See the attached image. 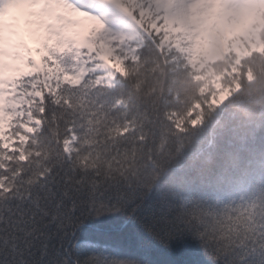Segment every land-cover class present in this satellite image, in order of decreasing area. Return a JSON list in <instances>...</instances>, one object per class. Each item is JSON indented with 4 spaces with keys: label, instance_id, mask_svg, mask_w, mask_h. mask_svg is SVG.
<instances>
[{
    "label": "snow or ice",
    "instance_id": "1",
    "mask_svg": "<svg viewBox=\"0 0 264 264\" xmlns=\"http://www.w3.org/2000/svg\"><path fill=\"white\" fill-rule=\"evenodd\" d=\"M132 16L115 0H0V264H152L144 241L183 238L209 264H264V197L234 229L220 212L235 202L211 207L213 193L245 186L232 158L252 147L246 133L195 150L162 142L159 109L136 119L118 74L102 87V45L127 67L125 51L142 60L159 43ZM256 138L264 148V128Z\"/></svg>",
    "mask_w": 264,
    "mask_h": 264
},
{
    "label": "trees",
    "instance_id": "2",
    "mask_svg": "<svg viewBox=\"0 0 264 264\" xmlns=\"http://www.w3.org/2000/svg\"><path fill=\"white\" fill-rule=\"evenodd\" d=\"M144 31L152 35L145 26ZM261 39L264 43V28ZM159 45L160 40L156 49H149L142 60L128 59L131 64L124 66V74H119V82L124 85V105L140 120L154 116L159 109L161 141L174 137L189 150L199 148L204 140H211L230 128L246 133L252 147L243 156L232 158L245 186L216 192L210 197L211 207L215 209L235 202V207L221 210L224 221L221 227H244L254 213L256 202L264 197V148L256 138L264 128V50L242 61L236 77L240 90L220 109H213L211 93L205 92V84L195 78L182 55L167 54ZM215 67L219 72L228 68L227 65ZM197 116L202 117L201 125H193ZM162 194L163 189L157 195ZM144 247L151 255L152 264H209L203 250L191 238L178 239L166 247L146 240Z\"/></svg>",
    "mask_w": 264,
    "mask_h": 264
},
{
    "label": "rangeland",
    "instance_id": "3",
    "mask_svg": "<svg viewBox=\"0 0 264 264\" xmlns=\"http://www.w3.org/2000/svg\"><path fill=\"white\" fill-rule=\"evenodd\" d=\"M115 2L133 20L132 13L139 12L140 19L136 24L143 30L145 26L150 33L155 30L156 36L160 37V49L167 54L182 55L195 78L205 84V92L211 93L213 109H220L240 90L236 77L242 61L264 50L261 39L264 0H244L238 6L226 0H149L148 8L143 7L144 0ZM161 9L165 12L164 23L157 28L152 18ZM172 9H178L179 13L170 15ZM111 23L117 28L124 26L116 14ZM116 39L124 45L135 36L117 35ZM102 51L107 75L100 83L113 87L117 74H124V60L113 56L109 47L102 45ZM135 51H125V59H135ZM217 65L228 68L219 72ZM202 122V117L197 116L193 125ZM178 127H182L179 122Z\"/></svg>",
    "mask_w": 264,
    "mask_h": 264
}]
</instances>
